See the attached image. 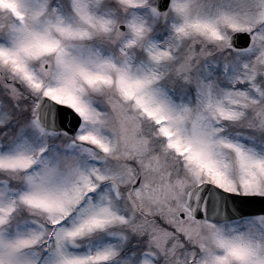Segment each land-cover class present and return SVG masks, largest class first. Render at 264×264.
I'll return each instance as SVG.
<instances>
[{
    "label": "snow or ice",
    "instance_id": "snow-or-ice-1",
    "mask_svg": "<svg viewBox=\"0 0 264 264\" xmlns=\"http://www.w3.org/2000/svg\"><path fill=\"white\" fill-rule=\"evenodd\" d=\"M0 264H264V0H0Z\"/></svg>",
    "mask_w": 264,
    "mask_h": 264
}]
</instances>
